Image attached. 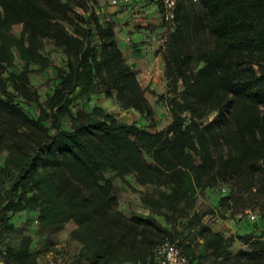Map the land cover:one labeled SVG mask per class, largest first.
Returning <instances> with one entry per match:
<instances>
[{
  "label": "trees",
  "instance_id": "trees-1",
  "mask_svg": "<svg viewBox=\"0 0 264 264\" xmlns=\"http://www.w3.org/2000/svg\"><path fill=\"white\" fill-rule=\"evenodd\" d=\"M175 21L163 54L170 95L160 96L172 120L151 129L102 105L73 112L79 98L102 92L155 114L94 0H0V155L7 152L10 178L0 190L3 264L42 263L43 248L11 221L22 212L37 213L53 233L73 222L75 264L146 262L165 240L197 264L196 246L179 238L183 219L214 264H264L262 225L226 235L194 210L200 190L221 185L229 188L221 209L264 210V0H178ZM47 41L66 62L55 66L58 82L41 102L30 74L32 64H52ZM17 59L22 70L9 71ZM22 100L36 102L37 114ZM129 174L154 186L140 191L149 216L119 208L115 177ZM236 243L246 247L234 251Z\"/></svg>",
  "mask_w": 264,
  "mask_h": 264
},
{
  "label": "rangeland",
  "instance_id": "rangeland-1",
  "mask_svg": "<svg viewBox=\"0 0 264 264\" xmlns=\"http://www.w3.org/2000/svg\"><path fill=\"white\" fill-rule=\"evenodd\" d=\"M77 10L81 11L79 8ZM156 10L157 20H152L146 16L140 18L141 15H135L138 11L129 12L128 15L123 17L115 16L110 18L106 14L102 16L103 22H112L114 24L120 47L129 63L137 71L141 84L147 90L146 96L155 112L153 119L144 116L135 109L123 107L115 97H107L102 92L93 94L90 98H79L73 106L74 113L91 111L93 106L102 105L108 111L115 114L121 121L136 122L141 126L151 129H162L169 124L172 120V115L166 101L161 100L160 96L163 94L170 95L168 87L169 80L166 76L163 54L166 50L170 33L173 30L169 22L160 18L158 7ZM13 32L19 35L21 33V25H15ZM44 53L50 56L52 64L46 67H41L39 64H32V72L30 74L31 86L39 93L41 102H44L47 96L52 93L58 82L55 66H64L66 62L63 51L57 48L51 41L46 42ZM22 66V62L17 59L9 71L19 72L22 70ZM22 102L25 104L26 110L29 113L37 114L38 104L36 102H25V100H22ZM65 126L69 128L70 119L66 120ZM6 156L7 152H3L0 155V190L7 186L10 179L2 171ZM147 190H154V186L140 185L132 174L126 176V181L115 177L113 194L118 198L119 208L126 215L139 214L149 216L151 214L149 208L141 200L140 191ZM228 193L229 188L227 185H221L214 189L200 190L197 195L194 210L204 213V222L210 224L216 230L226 225L228 220L235 223L244 222V230H248L249 226L253 224L264 226V210L258 206L250 208L252 212L257 214L256 219H251L249 214L246 213L248 207L245 209H236L234 215H232L231 210L225 211L218 207V198ZM223 214L229 218H222ZM158 218L164 222L162 217ZM11 221L17 228L33 236L34 246L39 245L43 248L42 263L75 264L79 247L76 242L72 241L73 239L69 233L75 227L73 222L68 223L64 229L55 234L57 236L55 237L57 241H55L54 239H50L53 233L52 230L40 226L37 221V213L35 212L16 213L12 215ZM186 223L187 219H183L180 221V225H178L181 232L179 238H183L186 242L190 241L192 245L196 246V254L198 256L197 264H214L213 259L209 257V253L205 255L203 240L197 235L193 236L189 228L186 227ZM222 232L225 233L224 231ZM225 234L235 233L227 231ZM58 240L66 241L67 246H57ZM236 244L232 248L234 251H236ZM1 253L2 251L0 249V264H3L1 261Z\"/></svg>",
  "mask_w": 264,
  "mask_h": 264
},
{
  "label": "built area",
  "instance_id": "built-area-1",
  "mask_svg": "<svg viewBox=\"0 0 264 264\" xmlns=\"http://www.w3.org/2000/svg\"><path fill=\"white\" fill-rule=\"evenodd\" d=\"M141 0H111L113 6H125ZM158 4V14L160 18L169 22L172 30L176 27V9L178 0H154ZM225 190V189H224ZM251 219H256L257 214L250 208L246 210ZM125 264H194L193 260L186 255L177 242L165 240L157 244L152 252L150 259L146 262H127Z\"/></svg>",
  "mask_w": 264,
  "mask_h": 264
},
{
  "label": "crops",
  "instance_id": "crops-1",
  "mask_svg": "<svg viewBox=\"0 0 264 264\" xmlns=\"http://www.w3.org/2000/svg\"><path fill=\"white\" fill-rule=\"evenodd\" d=\"M94 1H95L96 12L99 14L101 21H103L102 16L105 14L110 18L115 17V16H122L123 17L125 15H128L129 12H137V11H138V13L135 15H141L140 18L146 16L152 20L158 19V16L156 13V11H157L156 9H157L158 4L154 0H141V1H138V2H135L132 4H128L125 6H119V7L113 6L111 4V0H94ZM243 227H245L244 222L235 223V222H231V220H228L226 222V225H224L221 229L219 228L218 230H222L225 233H227V231H229L230 233H244L246 230H244ZM55 234H57V232L52 233L50 239L55 240V237H57V236H55ZM55 241H57V240H55ZM72 241H74L78 244L79 249L81 248V245L76 240H72ZM56 245L61 246V247H65V246H67V242L63 241V240H61V241L58 240V243ZM244 247H246V246L242 245L241 243L236 244V250H238L240 248H244ZM41 264H44V263H41ZM50 264H53V263H50Z\"/></svg>",
  "mask_w": 264,
  "mask_h": 264
}]
</instances>
